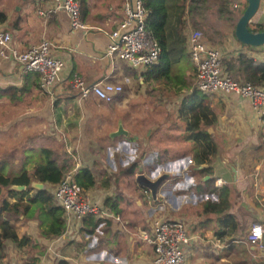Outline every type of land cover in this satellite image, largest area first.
<instances>
[{
	"label": "crops",
	"instance_id": "0c3cea01",
	"mask_svg": "<svg viewBox=\"0 0 264 264\" xmlns=\"http://www.w3.org/2000/svg\"><path fill=\"white\" fill-rule=\"evenodd\" d=\"M83 1L86 11L81 20L85 27L74 28L64 10L52 9L56 0H0V12L4 13L0 27L11 34L14 47L24 50L47 39L64 63L49 93L39 80L26 78L27 71H22L15 59L0 55V88L26 83V89L18 91L17 98L1 96L0 105L7 103L8 109H17V116H10L13 119L8 124L23 134L31 133L33 125H41L39 131L46 125V133H36L24 140H42L40 148L55 150L57 156L61 153L55 158L58 161L67 154L74 163L71 175L83 166L94 173L106 171L110 184L103 187L100 176L87 192L100 203V214L103 215L102 207L108 215H96L100 222L88 233L83 220L79 225L63 213L65 230L59 236L45 238L38 229V221L21 214L15 223L21 228L16 230L17 239L27 236L30 242L20 247L14 240H5L0 264H152V247L139 233L149 229L156 217L181 219L188 234L189 228L194 229L190 235L199 234L198 240L194 235L193 245V241L186 245L184 264H264V249L248 242L252 225L262 221L264 230L263 114L257 112L250 98L236 92L205 94L194 89L196 65L188 49L190 25H194L188 16L184 29L188 65L181 69L180 79L174 83L172 77L146 79L144 71L148 66L133 65L107 53L109 32L124 18L125 0ZM208 30L203 33L206 42L217 44L223 53L225 48L230 53L243 50L251 56L262 50L261 46L243 45L233 32H227L222 42L212 43L220 28L214 23L210 33ZM73 74L88 84L103 78L120 83L123 89L110 101L92 93L81 96L70 83ZM159 90L172 93L173 98L180 96L171 120H160L150 113L154 107L165 106L167 113L174 107L169 98L157 99ZM192 92L202 93L216 115L215 122L204 127L216 144V153L209 163L195 162L198 145L187 137L186 121L180 115L184 97ZM119 125L125 132L112 135ZM10 127L0 125V131H10ZM178 132L183 137L176 136ZM22 156L20 166L13 170L4 163V172L13 176L34 170L26 159L28 155ZM42 157L41 153L37 163ZM133 164L136 172L131 175L127 171ZM189 169L192 173H187ZM140 172L152 180L161 176L155 197L150 189L149 194L145 193V186L137 182ZM218 179L223 182L220 186L230 188L228 208L217 209L220 213L206 210L219 199L204 191L212 182L216 185ZM43 187L50 191L52 186L43 183ZM115 194L119 196L120 216L104 206L106 198ZM3 196L1 192L0 200ZM7 201L13 204L16 199L8 197ZM225 214L233 215L236 229L220 225L218 218ZM141 223L146 225L140 228ZM51 251L54 256L48 259Z\"/></svg>",
	"mask_w": 264,
	"mask_h": 264
},
{
	"label": "trees",
	"instance_id": "16d2710c",
	"mask_svg": "<svg viewBox=\"0 0 264 264\" xmlns=\"http://www.w3.org/2000/svg\"><path fill=\"white\" fill-rule=\"evenodd\" d=\"M141 1L145 8V27L160 46L157 61L148 65L144 71L146 79L147 77L170 79L172 76L177 78L179 72H181L180 64L187 62L184 38L187 16L191 19L193 25H196V17L207 15L206 9L208 8L209 0ZM78 2L80 18H83L86 11V3L83 0H78ZM215 2L216 19L218 20L233 22L243 11L240 14L237 13L236 8L233 6L234 0H215ZM3 17L4 13L0 12V19ZM249 27L253 31L263 30L264 20L257 21L255 24L249 25ZM222 61L226 72L233 79L243 82L248 81L254 86L264 85V61L254 59L244 52H240L236 56L224 57ZM25 77H31L36 82L39 80V74L36 71H27ZM183 83L184 80L181 84ZM24 89H26V83L21 87L10 85L0 88V97L8 95L9 99L12 100L17 98L19 92ZM179 110L180 115L186 121L187 137L196 140L198 145L195 162L197 164L209 163L216 153V144L211 134L204 127L213 124L216 120L213 108L202 93L192 92L184 97ZM262 119L264 120V113ZM41 153L44 159L35 165L32 174L24 170L11 176L4 172V161L0 162V191L4 193L0 200V260L4 257L5 240H14L20 247L30 242L27 236L17 239L16 228L10 222L12 219H17L21 214L26 213L29 218L36 219L38 221V229L45 238L59 236L66 228L63 217L64 210L61 206L56 205L52 193L44 187L41 190H34L31 187V181L34 179L35 181L55 186L66 173L70 172L74 163L67 154L62 161H58V159H55L56 157H53V150L47 147H42ZM135 167V164L130 165L127 171L128 174L133 175L136 172ZM72 174L76 184L83 190L93 187L100 176V179L103 180L101 184L103 187L111 182V177L107 175L105 170L94 173L91 168L86 166L80 167ZM207 183L210 184V182ZM12 184L22 185L24 189L22 191L8 190L7 187ZM143 189L145 193L149 194L147 187ZM31 190H34L35 194H30ZM204 191L215 194L219 199L218 203L211 204L206 210L220 213L217 209L226 210L228 208L229 186H216L212 182V186ZM8 197H14L16 202L13 204L9 203L7 201ZM118 205V194H115L114 197H107L104 201V206L109 211L114 215L120 216ZM82 220L83 226L88 233H91L100 222V219H97L96 215L92 213L86 214ZM218 222L222 226L236 229L235 219L231 214L219 217Z\"/></svg>",
	"mask_w": 264,
	"mask_h": 264
},
{
	"label": "built area",
	"instance_id": "2783aa9c",
	"mask_svg": "<svg viewBox=\"0 0 264 264\" xmlns=\"http://www.w3.org/2000/svg\"><path fill=\"white\" fill-rule=\"evenodd\" d=\"M237 2L238 0L233 4L235 7L238 6ZM52 9L64 10L70 18L72 27H85L80 18L78 0H56ZM144 18L145 8L141 0H125L124 18L114 30L109 32L107 53L110 56L113 55L133 65L142 66H148L157 61L160 46L146 29ZM188 49L190 58L196 65L193 79L194 89L205 94L217 91L236 92L250 98L258 113H264V85L254 86L248 81L233 79L224 68L223 52L217 44L206 42L199 28L190 30ZM0 55L15 59L22 71L38 72L41 87L49 93L64 66L63 61L55 55L53 45L47 39L24 50H19L11 44V34L1 27ZM253 57L264 61V45L261 52ZM70 83L81 96L92 93L105 101L112 100L123 89L120 83L103 78L88 84L77 74L70 77ZM222 183L218 179L216 185L220 186ZM51 193L56 203L63 208L65 217L75 220L79 225L88 213L108 215L102 207L103 215L100 214V204H95L88 192L76 184L71 173H66ZM261 216L264 217V211ZM262 225V221L252 225L248 234V242L260 249H264ZM256 229L260 230L259 236L254 235ZM139 234L152 247V264H184L186 245L191 243L192 237L188 234L183 220L156 217L152 220L149 229H144Z\"/></svg>",
	"mask_w": 264,
	"mask_h": 264
},
{
	"label": "rangeland",
	"instance_id": "374dc122",
	"mask_svg": "<svg viewBox=\"0 0 264 264\" xmlns=\"http://www.w3.org/2000/svg\"><path fill=\"white\" fill-rule=\"evenodd\" d=\"M236 1L237 0H234V3ZM237 4H238V6H236V7L234 5L233 6L236 8L237 13L240 14V12L245 7V0H241V1L238 0ZM206 10H207V15L202 16V17H199V16L196 17V19H197L196 25L192 26V24H191L190 27L199 28L204 33V31L206 32V30H208V29L210 30V28L213 27L214 23H217V26L220 28V33H219V35L218 34L213 35L214 39L211 42L212 43H215V42L220 43L226 37L227 32H230V33L233 32L234 23L236 22L237 19L233 22H231V21L229 22V21H225V20L216 21L217 13H216V2H215V0H209L208 8ZM261 18L264 20V6H263L262 0H260V5H259L258 10L250 19L249 25L255 24V22L261 20ZM212 31H211V33H212ZM243 45H245V44H243ZM262 46L263 45H261V47ZM254 47H260V46H254ZM219 48L221 49L220 46H219ZM224 51H226V53H223L222 59H224V57H228V56H236L238 53L243 52V50L242 51L236 50V51H233L232 53H230L228 50H225V48H224ZM251 57H253V55H251ZM186 65H188V62L184 65L181 64L180 70L183 67H185ZM181 73L182 72H179V75ZM172 79H173L172 82L177 83L178 80L180 79V77L178 76L177 78H175L172 76ZM148 94L151 95L150 92ZM179 97L180 96L175 95V97L173 98L172 93L162 92L159 90V95L157 96V99L166 101L169 98L172 101L170 104L174 103V107L171 108L169 113H167V108H165V106L154 107L153 111L150 110V113H152L154 115V116L152 115L153 117L159 116L160 120H167L166 118H169L171 120L173 118V115H174V114L171 115V113H172V111L174 112V110L176 109L177 104L179 102ZM175 101H177V103H175ZM3 104H5V105H0V125L5 127L6 129H8L7 127L11 126L10 124H8L10 122L9 120L13 119V118H10V116H13V115H14V117L17 116V114L15 113L17 111V109H14V108L8 109L6 107L7 103H3ZM149 119H151V116ZM40 126L41 125H39V124L33 125L32 132L31 133L30 132L25 133V134L21 133V131H17L15 128H11V127H10V131L9 130L0 131V162L5 161L4 163L9 165L8 168L13 170L14 168H18L20 166L21 160L23 159L22 154H27L28 156L26 157V159H28L30 161L29 162L30 167L35 168V165L37 164V161L40 159V156H41L40 144L43 143V141L40 139H33V141H31V139H27V140H24V139L26 137L31 138V136L36 134V133H40V134L46 133V131H45V129L47 128L46 125H42V127L44 126L42 131H39ZM21 130H22V126H21ZM37 131H39V132H37ZM178 133L179 134L176 136L183 137V133L182 134H181V132H178ZM29 143H31V145H32L31 148L27 147V145ZM24 144H25L26 148L23 150ZM60 155H61V153H59L58 156H60ZM58 156H57V152L54 150L53 151V157L55 158ZM104 157H105V154H104ZM12 159H14L16 162H12ZM42 159H44V156L42 157ZM32 170L30 172L31 174L33 173ZM173 172H175V171H173ZM187 173H192V170L189 169L187 171ZM3 174L6 175L5 173H3ZM180 180L183 181L182 176H180ZM53 188H54V186H52L50 188V192L52 191ZM85 191H87V190H85ZM93 193H94V191H93ZM30 194H32V195L35 194L34 190H31ZM95 204L99 205L100 203H98V201L95 200ZM17 222H18V219H16L13 223V226H15L16 230L21 229L19 224L16 226L15 223H17ZM145 225H146V223H144V224L141 223L140 228L144 227ZM193 230L194 229L189 228V230H188L189 235H190L191 231H193ZM194 235L197 236V240H198L199 234L197 235L194 232ZM194 235H192V234L190 235L191 237L194 238V240H191V242L193 241L192 245L194 244V242H196V237ZM47 252H49V251L47 250ZM47 255H48L47 258L49 259V258L54 256V253L51 251V254L50 255L47 254Z\"/></svg>",
	"mask_w": 264,
	"mask_h": 264
},
{
	"label": "water",
	"instance_id": "95a60500",
	"mask_svg": "<svg viewBox=\"0 0 264 264\" xmlns=\"http://www.w3.org/2000/svg\"><path fill=\"white\" fill-rule=\"evenodd\" d=\"M246 5L240 14V16L237 18L235 25H234V35L235 37L245 45L250 46H261L264 45V29L253 31L249 28V21L252 18V16L256 13V11L259 8L260 0H245ZM125 130L122 128L121 125L118 126V128L113 131L112 135H117L120 133H124ZM161 181V176L156 177L155 180L150 179L149 176H147L145 173H138L137 175V182L141 186H145L148 189H150L153 197H155V191ZM31 187L36 190H41L43 188L42 182L32 181ZM8 190H16V191H22L24 189V186L22 185H9L7 187Z\"/></svg>",
	"mask_w": 264,
	"mask_h": 264
},
{
	"label": "clouds",
	"instance_id": "9594fccd",
	"mask_svg": "<svg viewBox=\"0 0 264 264\" xmlns=\"http://www.w3.org/2000/svg\"><path fill=\"white\" fill-rule=\"evenodd\" d=\"M254 235L255 236H259L260 235V230L259 229H256L255 232H254Z\"/></svg>",
	"mask_w": 264,
	"mask_h": 264
}]
</instances>
